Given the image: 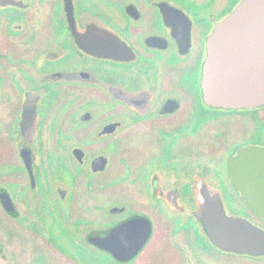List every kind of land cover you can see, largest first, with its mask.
Wrapping results in <instances>:
<instances>
[{
    "label": "flooded vegetation",
    "instance_id": "1",
    "mask_svg": "<svg viewBox=\"0 0 264 264\" xmlns=\"http://www.w3.org/2000/svg\"><path fill=\"white\" fill-rule=\"evenodd\" d=\"M241 1L0 0V264H264L198 216L206 187L264 235L228 171L264 105L201 87Z\"/></svg>",
    "mask_w": 264,
    "mask_h": 264
},
{
    "label": "water",
    "instance_id": "2",
    "mask_svg": "<svg viewBox=\"0 0 264 264\" xmlns=\"http://www.w3.org/2000/svg\"><path fill=\"white\" fill-rule=\"evenodd\" d=\"M201 87L207 103L216 107L264 105V0H242L207 39ZM232 182L247 203L264 214L255 185L264 184V147L240 148L228 161ZM198 216L212 239L228 249L264 252V235L240 218L224 214L218 197L200 188Z\"/></svg>",
    "mask_w": 264,
    "mask_h": 264
}]
</instances>
